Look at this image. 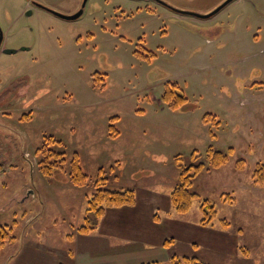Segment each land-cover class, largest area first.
Returning <instances> with one entry per match:
<instances>
[{"label":"rangeland","instance_id":"374dc122","mask_svg":"<svg viewBox=\"0 0 264 264\" xmlns=\"http://www.w3.org/2000/svg\"><path fill=\"white\" fill-rule=\"evenodd\" d=\"M225 1L87 0L79 18L65 20L34 4L69 16L83 0H0L1 47L15 50L0 51V225L16 239L0 250V264L51 256L29 244L47 234L66 246L70 230L84 225L100 169L108 189L143 191L142 179L168 191L178 183L177 157L205 168L186 214L162 206L157 228L175 242L171 254L264 264V187L251 180L264 165V0H234L200 18ZM167 82L183 92L184 107L161 101ZM207 114L219 128L203 121ZM46 137L61 142L66 160L51 178L35 156ZM209 147L232 149L227 163L210 169ZM74 154L85 187L69 182ZM205 200L217 214L206 226Z\"/></svg>","mask_w":264,"mask_h":264},{"label":"crops","instance_id":"0c3cea01","mask_svg":"<svg viewBox=\"0 0 264 264\" xmlns=\"http://www.w3.org/2000/svg\"><path fill=\"white\" fill-rule=\"evenodd\" d=\"M157 168L159 166L153 169ZM139 183L145 190L139 192L136 190L135 192L133 189L136 198L135 205L107 209L105 215L99 220L95 230L91 233L83 235L76 233L77 230L71 229V234L67 236L66 246L61 241L58 245H52L51 236L48 234L45 237L43 236L41 242L34 240V243H29L28 241L30 246L37 252L46 253L48 251L51 253V256L50 254L49 256L43 255L45 258H42V261L36 264H147L169 262L173 256L171 248L175 242L169 239L168 235L159 231L157 227L162 222L160 216L163 212L161 210L162 206H167V211H169V206H171L170 194L173 190L167 191V187L157 189L155 184L142 179L139 180ZM40 216L41 214L31 219L25 217L24 220L26 223H32L35 219L39 220ZM28 238L26 237V239ZM117 243L121 244L113 246ZM9 258L11 259V256ZM24 264H32L30 257L27 258Z\"/></svg>","mask_w":264,"mask_h":264},{"label":"trees","instance_id":"16d2710c","mask_svg":"<svg viewBox=\"0 0 264 264\" xmlns=\"http://www.w3.org/2000/svg\"><path fill=\"white\" fill-rule=\"evenodd\" d=\"M95 76H98L95 74ZM100 80V78H98ZM97 82V81H96ZM102 87L104 85H101ZM161 101L167 105L169 109L176 110L184 107L187 104V99L183 93L178 89L175 84H167L164 88V92L161 96ZM27 115L25 118H30ZM114 119V118H113ZM203 121H210L216 129L219 128V122L215 120L212 115H204ZM215 121V123H214ZM113 129V127H110ZM114 131L112 137L115 136ZM117 134V133H116ZM211 139H215L216 136L210 133ZM54 147V150L52 149ZM62 147L60 141L55 140L53 137H46L42 146L37 148L35 156L37 158V167L40 174L43 177L51 178L56 170H63L65 165V153L58 152ZM56 149V150H55ZM232 153V149H228L226 152L213 150L211 147L205 152L208 167L210 169H218L227 163L229 156ZM198 156L192 153L191 158L195 160ZM179 157L175 158L178 168V183L174 187L170 194V203L174 211L178 214H186L193 200L198 195L191 191L193 181L205 168L204 163L190 164L189 166H183L179 164ZM244 166V160H238L236 163V169L242 170ZM209 170V169H208ZM69 182L74 187H85L89 183V177L83 172L77 155L74 154L69 163ZM252 183L255 186L264 187V165L257 164L251 174ZM107 178L105 172L100 169L97 175V179L94 182L95 192L87 201V208L85 210L84 225L77 228L79 234L87 235L91 233L97 226L99 220L105 215L106 210L110 208L131 207L136 203L135 192L132 189L115 190L108 189ZM223 199L234 200L230 194H223ZM231 202V201H230ZM200 210L203 214V218L200 221L201 225H208L216 218V211L213 204L205 200L202 202ZM13 225H16L13 222ZM226 226V225H225ZM13 228L8 225H0V250L5 244L15 242V237L12 236ZM169 244L171 242H168ZM147 264H161V263H147ZM167 264H205L197 258L183 257L179 259L177 256H172Z\"/></svg>","mask_w":264,"mask_h":264},{"label":"water","instance_id":"95a60500","mask_svg":"<svg viewBox=\"0 0 264 264\" xmlns=\"http://www.w3.org/2000/svg\"><path fill=\"white\" fill-rule=\"evenodd\" d=\"M86 1L87 0H83V4H82L81 9L74 15H71V16H64V15H60V14H56V15H58L60 18H63L65 20H75V19L79 18V16L82 14V9L84 8ZM232 1H234V0L225 1L222 5H220L217 9H215L212 13H210L208 15H205V16H200V18H208V17H210L214 13L220 11L222 8H224L226 5H228ZM158 2L161 3L160 1H158ZM161 4H163V3H161ZM177 12H179L180 14L192 15L191 13H184V12H180V11H177ZM193 16H195V15H193ZM196 16H198V15H196ZM4 52L5 53H14L15 51L14 50H4Z\"/></svg>","mask_w":264,"mask_h":264},{"label":"flooded vegetation","instance_id":"af4514ba","mask_svg":"<svg viewBox=\"0 0 264 264\" xmlns=\"http://www.w3.org/2000/svg\"><path fill=\"white\" fill-rule=\"evenodd\" d=\"M82 4H83V2H82ZM36 7H39V8H42V9H44V10H46V11H48V12H50V13H52V14H54V15H56V14H59V13H56V12H54V11H51V10H49V9H47V8H45V7H43V6H41V5H39V4H34ZM81 7H82V5H81ZM81 9V8H80ZM79 9V10H80ZM78 10V11H79ZM77 11V12H78ZM82 11H83V9H82ZM76 12V13H77ZM76 13H74V14H76ZM74 14H72V15H74ZM60 15H62V14H60ZM82 15V14H81ZM80 15V16H81ZM184 15V14H183ZM57 17H59L58 15H56ZM65 16V15H64ZM69 16H71V15H69ZM79 16V17H80ZM63 19V18H62ZM201 19H205V18H201ZM0 51L2 52V53H4V54H14V53H5L4 52V50H11V49H4V48H2L1 47V44H2V32H1V29H0ZM22 50H27V49H22ZM15 51V50H14ZM167 84H175L176 85V83H171V82H167L166 84H165V86L167 85ZM165 86H164V88H165ZM177 86V85H176ZM178 87V86H177ZM178 89H179V87H178ZM180 90V89H179ZM14 91V90H13ZM12 91V92H13ZM181 91V90H180ZM182 92V91H181ZM183 93V92H182ZM2 93H0V98L2 97V95H1ZM184 95V94H183ZM2 101H4V99H2L1 101H0V103L2 102ZM1 106V105H0ZM5 113L4 112H1V115H4ZM216 120V119H215Z\"/></svg>","mask_w":264,"mask_h":264}]
</instances>
